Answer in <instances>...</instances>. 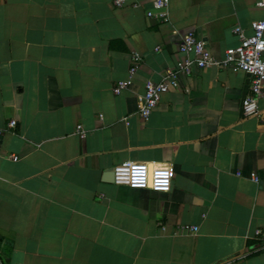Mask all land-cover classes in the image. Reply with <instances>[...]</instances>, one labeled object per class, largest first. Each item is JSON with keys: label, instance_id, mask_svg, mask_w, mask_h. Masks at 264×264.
<instances>
[{"label": "crops", "instance_id": "0c3cea01", "mask_svg": "<svg viewBox=\"0 0 264 264\" xmlns=\"http://www.w3.org/2000/svg\"><path fill=\"white\" fill-rule=\"evenodd\" d=\"M257 1L169 0L163 23L151 0H0V264H264V97L244 118L252 79L220 65L233 29L264 17ZM189 32L217 64L178 76L143 121L145 83ZM123 162L146 164L148 185L104 182Z\"/></svg>", "mask_w": 264, "mask_h": 264}, {"label": "built area", "instance_id": "2783aa9c", "mask_svg": "<svg viewBox=\"0 0 264 264\" xmlns=\"http://www.w3.org/2000/svg\"><path fill=\"white\" fill-rule=\"evenodd\" d=\"M126 0H112V5L121 8ZM169 0H151V8L146 11V17L156 19L163 23L169 21L168 13ZM137 7V2L131 3ZM255 7L264 10V0H258ZM251 34L245 35L242 29L237 26L233 34L238 39V45L229 47L224 52L220 65L229 68L233 72H243L251 77L250 92L247 94L241 105L244 118L257 116L261 113L258 107V99L264 97V17L253 21L250 25ZM180 58L176 61L174 70H167L162 79L154 83L147 81L144 85V93L141 97L138 115L143 120H148L151 112L157 106L163 94L178 89V76H189L194 69H205L217 64L214 56L206 46V43L196 37L192 32L183 35L178 46ZM132 66L128 70V79L118 81L113 88L114 94L129 89L132 79L138 69L141 57L138 53L131 55ZM13 121L7 123V128L14 129ZM76 133L80 138L85 136L81 125L76 126ZM1 134V132H0ZM9 159L17 161V157L10 155ZM113 184L125 187H146L149 183V167L144 163L123 162L112 169ZM254 182L258 177L252 175ZM151 186L155 189H167L169 187V174L165 170H154L151 172ZM180 231H197V227L183 226ZM255 239L260 242L253 251L264 248V232L260 229L255 231Z\"/></svg>", "mask_w": 264, "mask_h": 264}, {"label": "water", "instance_id": "95a60500", "mask_svg": "<svg viewBox=\"0 0 264 264\" xmlns=\"http://www.w3.org/2000/svg\"><path fill=\"white\" fill-rule=\"evenodd\" d=\"M1 138V136H0ZM103 181L106 183H113V172L112 169H109L108 172L104 173Z\"/></svg>", "mask_w": 264, "mask_h": 264}]
</instances>
